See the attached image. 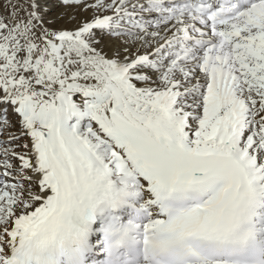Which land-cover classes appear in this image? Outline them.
<instances>
[{"label": "snow or ice", "instance_id": "6c2138e0", "mask_svg": "<svg viewBox=\"0 0 264 264\" xmlns=\"http://www.w3.org/2000/svg\"><path fill=\"white\" fill-rule=\"evenodd\" d=\"M0 264H264V0H0Z\"/></svg>", "mask_w": 264, "mask_h": 264}]
</instances>
